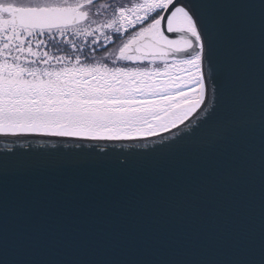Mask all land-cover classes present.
<instances>
[{
	"label": "snow or ice",
	"instance_id": "6c2138e0",
	"mask_svg": "<svg viewBox=\"0 0 264 264\" xmlns=\"http://www.w3.org/2000/svg\"><path fill=\"white\" fill-rule=\"evenodd\" d=\"M0 138V264H264V0H0Z\"/></svg>",
	"mask_w": 264,
	"mask_h": 264
},
{
	"label": "water",
	"instance_id": "95a60500",
	"mask_svg": "<svg viewBox=\"0 0 264 264\" xmlns=\"http://www.w3.org/2000/svg\"><path fill=\"white\" fill-rule=\"evenodd\" d=\"M10 139V138H9ZM36 139H41V138H36ZM43 139H50L51 142H55L54 138H43ZM63 143H67V144H73L75 143V141H71V140H65ZM4 147V138H0V150H2ZM66 151H70L72 149H65Z\"/></svg>",
	"mask_w": 264,
	"mask_h": 264
}]
</instances>
